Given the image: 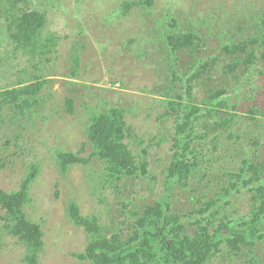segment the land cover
<instances>
[{
    "label": "rangeland",
    "instance_id": "1",
    "mask_svg": "<svg viewBox=\"0 0 264 264\" xmlns=\"http://www.w3.org/2000/svg\"><path fill=\"white\" fill-rule=\"evenodd\" d=\"M144 1L0 0V39L4 34L1 24L7 8L17 14L24 10H38L46 14L48 22L41 35L50 48L38 52L36 58L29 54L28 59L20 60L22 66L14 63L15 68L11 64L0 67V92L35 79L34 75L42 77L37 82L45 84L38 95L42 104L34 106L32 115L20 111L7 120L6 126L0 124V159L4 165L0 171V187L8 192L19 190L30 164L38 165L39 175L26 212L34 222L43 226L45 232L46 252L41 264H91L74 256L84 253L89 240L84 229L77 227L67 215L71 201L80 205L84 216L96 215L110 233H131L133 213L144 211L145 205H153L159 200L167 203L174 213L183 215L191 226L190 211L219 197V174L236 171L230 169L237 142L264 136L261 128L247 130L253 113L264 115V61L248 69L245 63L242 69L233 72L231 67L235 57L230 55L217 66L216 53L219 45L253 41L262 35L257 20L262 23L264 19V0H154L153 6L133 7L130 12L122 9L125 3ZM175 3L181 7H176ZM221 8L225 15L227 9L233 17L243 13L248 19L238 20L236 26L224 29H218L214 22L202 27L198 32L206 38L209 46L203 51L196 50L194 55H186L185 63L192 64L184 70L189 74L200 73L204 78L200 86L195 88L194 85L193 95L197 96L192 103L212 108L214 106H209L211 97L217 101L216 94H220L221 98H226V103H230L229 109L224 106L223 120L214 116L208 124L204 122L199 127L198 135L207 137L201 156L203 170L194 174L188 186L180 183L171 187L173 193L170 194L165 186L164 171L173 158L171 138L161 143L158 138L154 145L150 141L151 137H172L177 117L164 125L158 122L157 117L164 108L156 114L161 97L153 90H162V85L157 84L154 64L142 58V54L154 51L164 39L161 29L165 26L160 23L166 17L176 19L181 29ZM155 18L159 19L154 21ZM144 29L150 33H145ZM212 32L222 36V43L208 40ZM4 36L8 37V34ZM6 44L9 47L0 52L1 56H7L13 46ZM204 45L202 43L198 49ZM205 67L211 68L213 73ZM222 89L226 92L220 93ZM181 92V96L189 100ZM69 98L74 101V112L68 110ZM113 107L125 109L127 122L133 127L126 142L132 144L136 152L143 148L148 149L149 154L148 173L121 181L120 188L106 182L104 163L93 158L95 149L87 136L91 116ZM227 116H234L231 126L225 124ZM213 119L220 126L212 123ZM15 122H18L16 127L10 125ZM144 141L145 144H140ZM198 148L201 152V145ZM59 150L76 154L86 162L70 166L64 176L57 162ZM219 157L222 166L218 165L211 172ZM251 200L252 194L247 190L242 194L235 193L229 213L240 216L248 210ZM3 215L5 211L0 207V264H24L25 248L5 229ZM228 255L223 261L229 264L234 261L239 264L242 260L243 264H264V246L250 256L252 261ZM213 259L209 264H223L221 258Z\"/></svg>",
    "mask_w": 264,
    "mask_h": 264
},
{
    "label": "trees",
    "instance_id": "2",
    "mask_svg": "<svg viewBox=\"0 0 264 264\" xmlns=\"http://www.w3.org/2000/svg\"><path fill=\"white\" fill-rule=\"evenodd\" d=\"M153 3L154 0H145L144 3H125L122 9L130 12L133 7L153 6ZM193 3L195 4L194 1ZM175 6L181 7L176 3ZM221 10L222 8L218 11L216 9L208 16L198 21L195 19L187 28L181 29L176 19L166 17L160 23L161 26H165L161 29L164 39L154 51H144L142 54V58L154 64L157 84L162 85V90H153L161 97L156 114L164 108L157 117L158 122L164 125L169 119L177 117L172 137H151L150 141L154 145L158 138L160 141L158 143L171 138L173 158L164 171L165 186L170 194L173 193L171 187L180 183L188 186V181L194 174L203 170L201 156L207 137L203 134L198 135L199 127L204 122L208 124L210 118L214 116L223 120L224 106L225 109H229L230 103H226V98H221L220 94H216L217 101L211 97L209 106H214L212 108L192 103L197 96L193 95L194 85L196 84L195 88L200 86L204 78L200 73L189 74L184 70L192 64L185 63L186 55H194L196 50L203 51L209 46L206 38L198 32L202 27L214 22L218 29H224L236 26L238 20L248 19L243 13L233 17L229 15L227 9L226 15ZM149 16L153 21V17ZM157 19L159 18H155L154 21ZM3 20L1 27L4 34L0 39V52L8 49L6 43L13 46L7 56L0 55V67L11 64L10 66L15 68L14 63L22 66L20 60L28 59L29 54L36 58L38 52L50 48L49 43H45L41 35L42 29L48 23L45 13L38 10H24L17 14L7 8ZM167 23L168 26L165 25ZM257 27L262 35L257 36L253 41L219 45L216 50L217 66L220 65L221 60L228 59L230 55L235 57L234 65L230 66L233 72H238L237 70L242 69L245 63L247 69L259 66L264 61V19L262 23L257 20ZM144 32L149 34L150 30L144 29ZM6 34L8 37L4 36ZM11 38L12 41L9 42ZM208 40L222 43V36L218 32H212ZM51 42L53 46L57 45L55 41ZM132 43L135 44L134 41ZM202 43L205 45L198 49ZM12 48L14 51H11ZM239 53L241 54L238 55ZM205 69L213 73L211 68L205 67ZM227 74L230 75L231 72ZM33 77L36 78L20 82L11 90L0 92V124L6 126L9 122L7 120L12 115H18L20 111L32 115L34 106L42 104V98L38 95L45 84L37 82L42 79L39 75ZM85 88L89 89L87 86ZM181 91L189 100L181 96ZM219 92L226 91L222 89ZM67 107L70 112H74L72 98L67 100ZM227 117L228 121L225 124L231 126L234 116ZM260 117L264 118V115L253 113L247 130L254 131L253 128L257 127L264 133V120ZM90 119L87 136L95 149L93 158L104 163L106 182L120 188L121 181L126 182L148 173V149L142 148L140 152H136L132 144L126 142L133 133V127L127 122L125 109L113 107L107 112L94 113ZM17 123L10 125L16 127ZM212 123L220 126L215 119ZM140 141L143 142L141 139ZM140 144H145V141ZM198 145H201V152ZM232 156L233 166L230 170L236 171L219 174L217 177L220 179L217 193L219 197L217 200L207 202L203 207L190 211L193 218L191 226H188L183 215L174 213L167 203L159 200L153 205H145L144 211L133 213L131 233L128 235L122 232L110 233L96 215L84 216L80 205L76 201H71L67 207V215L77 227L84 229L89 240L84 253H76L74 256L91 264H209L215 257L221 258L223 264H229L223 261V258L229 256L228 254L242 257L241 259L246 257L252 261L250 256L264 246V136L251 138L249 141H238ZM221 160L222 158L219 157L218 164L212 167L211 172L215 171L218 165L222 166ZM57 162L62 167L61 173L65 176L70 166L86 161L69 151L59 150ZM2 167L4 168V165L0 159V171ZM38 175V165L31 163L19 190L8 192L0 187V207L5 211L1 219L5 229L25 248L24 264H41L46 252L43 226L34 222L26 212L27 206L32 202V189ZM228 177L229 181L226 182ZM244 190L252 194V200L246 212L234 217L229 213V209L234 204L232 200L235 193L242 194ZM165 205L168 207L165 208ZM243 262L244 260L239 264ZM232 263L234 264L235 261Z\"/></svg>",
    "mask_w": 264,
    "mask_h": 264
}]
</instances>
